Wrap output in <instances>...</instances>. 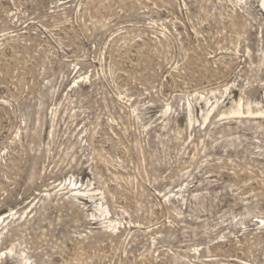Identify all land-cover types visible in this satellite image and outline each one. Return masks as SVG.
Returning a JSON list of instances; mask_svg holds the SVG:
<instances>
[{
    "label": "rangeland",
    "instance_id": "1",
    "mask_svg": "<svg viewBox=\"0 0 264 264\" xmlns=\"http://www.w3.org/2000/svg\"><path fill=\"white\" fill-rule=\"evenodd\" d=\"M0 264H264V0H0Z\"/></svg>",
    "mask_w": 264,
    "mask_h": 264
}]
</instances>
